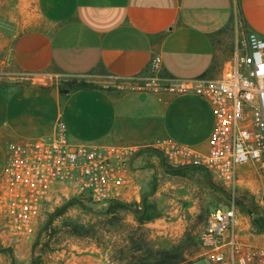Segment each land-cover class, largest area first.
<instances>
[{"label": "crops", "instance_id": "obj_1", "mask_svg": "<svg viewBox=\"0 0 264 264\" xmlns=\"http://www.w3.org/2000/svg\"><path fill=\"white\" fill-rule=\"evenodd\" d=\"M34 4L38 20L16 38L11 50L14 70L28 81L0 86V141L45 137L59 119L75 143L144 146L166 138L204 152L213 114L207 101L195 94L107 86L61 94L54 81L58 76L99 73L129 80L143 74L154 56L160 58L162 76L168 80L217 78L246 33L264 38V0H34ZM156 161L141 156L133 161L132 180L138 192L157 183L160 171L170 175ZM2 167L0 154V173ZM186 211L191 213L194 207L171 208L169 219L185 223ZM0 240L12 241L1 225ZM182 264L211 263L199 255Z\"/></svg>", "mask_w": 264, "mask_h": 264}, {"label": "built area", "instance_id": "obj_2", "mask_svg": "<svg viewBox=\"0 0 264 264\" xmlns=\"http://www.w3.org/2000/svg\"><path fill=\"white\" fill-rule=\"evenodd\" d=\"M134 79L140 83L127 88L192 93L205 99L213 114L206 150L166 138L144 146L75 143L58 119L45 137L6 144L0 173L1 227L26 238L54 198L108 204L136 195L132 163L143 150H151L156 153H147L155 155L157 165L161 156L167 168H200L231 194L230 207L207 213L198 235L200 255L211 264H264V231L250 228L251 219L239 217L232 197L241 178L264 179V38L246 33L217 78L168 80L162 76L160 58L154 56L143 74L129 80ZM95 264L119 263L104 256Z\"/></svg>", "mask_w": 264, "mask_h": 264}, {"label": "rangeland", "instance_id": "obj_3", "mask_svg": "<svg viewBox=\"0 0 264 264\" xmlns=\"http://www.w3.org/2000/svg\"><path fill=\"white\" fill-rule=\"evenodd\" d=\"M37 20L34 0H0V86H18L28 81L14 70L11 50L16 38L33 27ZM54 83L60 88L68 85L107 86L124 91L140 81L118 80L99 73L98 77L58 76ZM117 86L123 88L117 89ZM8 141H0L3 164ZM125 144L132 145L127 142ZM151 157L155 155L146 153L141 155V160ZM159 174L157 183L141 188L129 201L120 200L129 205L125 211L106 215V209L111 203L92 204L85 200L81 203L93 213L78 205H71L44 228L47 218L59 206L72 199L54 198L42 212L31 236L19 238L8 233L11 243H2L0 240V264H95L104 256L115 259L119 264H154L157 252L173 248L177 249L179 261L199 256L201 250L198 235L204 225L205 215L214 208L226 210L230 207L232 201L228 196L231 197V194L218 186L213 175H209L210 180L221 191L207 185L203 172L197 169H180L167 176L161 171ZM151 188L154 193L145 198V210L142 219L138 220L136 214L141 212L140 196L149 193ZM232 197L235 199L234 204H239L235 205L239 217L251 219L249 227L256 230L254 220L264 216V179L257 176L241 178ZM193 201L196 205H192ZM181 202L185 203L180 205ZM175 207L184 210L194 207V211L183 214L187 219L185 223L175 220L171 222L168 212ZM260 228L264 231V224ZM255 235L260 234L256 232Z\"/></svg>", "mask_w": 264, "mask_h": 264}, {"label": "trees", "instance_id": "obj_4", "mask_svg": "<svg viewBox=\"0 0 264 264\" xmlns=\"http://www.w3.org/2000/svg\"><path fill=\"white\" fill-rule=\"evenodd\" d=\"M62 89H68L69 91H73V90H85L86 87L85 86H77V85H74V86L68 85L66 88H62ZM171 169H173V170L170 171L169 173H177L180 169H183V168H177V169L171 168ZM193 169H197V170L203 172V175L205 178V173L202 169H200V168H193ZM205 182L207 184L206 178H205ZM71 205H76V204H71ZM71 205H69V206H71ZM235 205L239 206L238 203H236ZM128 207H129L128 204L123 205V204H118V203L112 202L110 204V207L106 209L105 214L106 215H114L117 211L127 210ZM85 211H87V210H85ZM87 212H89V211H87ZM206 215L204 218V222L206 219ZM142 216H143V214L140 217H138V220H141ZM254 221H255L254 225H255L256 230H259L260 227H262V225L264 224V216L260 217V220H254ZM257 222H259V223H257ZM176 250H177L176 248H173V249H170L167 251L157 252L155 255L156 257H155L154 264H182V263H184L185 261H179V255H178Z\"/></svg>", "mask_w": 264, "mask_h": 264}, {"label": "water", "instance_id": "obj_5", "mask_svg": "<svg viewBox=\"0 0 264 264\" xmlns=\"http://www.w3.org/2000/svg\"><path fill=\"white\" fill-rule=\"evenodd\" d=\"M59 92L61 93V94H67L68 92H69V90L68 89H60L59 90ZM147 152H154V151H151V150H143V153H147ZM154 153H156V152H154ZM160 166L164 169V170H166V171H172L173 169H171V168H167V167H165L164 166V162H163V158L160 156ZM205 172V178H206V181H207V184L210 186V187H212V188H214V189H216V190H218V191H221L217 186H215L212 182H211V180H210V176H209V174H208V172L207 171H204ZM153 193H154V189L153 188H151L150 189V192L149 193H144V194H142L141 196H140V201H141V212L139 213V214H136L138 217H140L143 213H144V210H145V207H144V200H145V198H148V197H150L151 195H153ZM223 194H225L224 192H222ZM226 195V194H225ZM228 197H230V196H228ZM115 203H118V204H123V205H125L126 203L125 202H123V201H120V200H117V201H114ZM71 204H76V205H78L81 209H83V210H87V211H89V212H91V213H93L87 206H85L84 204H82L80 201H78L77 199H70V200H67L65 203H63L61 206H59L48 218H47V220H46V222H45V224H44V228H46L48 225H49V223L51 222V220L54 218V217H56L62 210H64L65 208H67L69 205H71ZM261 230H263V228H260Z\"/></svg>", "mask_w": 264, "mask_h": 264}]
</instances>
